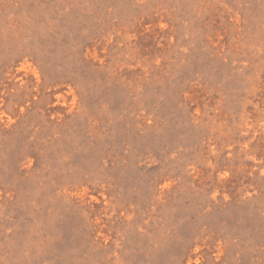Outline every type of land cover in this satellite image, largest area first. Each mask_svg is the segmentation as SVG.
<instances>
[{
  "label": "rangeland",
  "instance_id": "374dc122",
  "mask_svg": "<svg viewBox=\"0 0 264 264\" xmlns=\"http://www.w3.org/2000/svg\"><path fill=\"white\" fill-rule=\"evenodd\" d=\"M0 264H264V0H0Z\"/></svg>",
  "mask_w": 264,
  "mask_h": 264
}]
</instances>
